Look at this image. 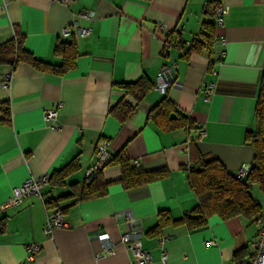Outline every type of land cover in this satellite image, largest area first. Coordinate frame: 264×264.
I'll list each match as a JSON object with an SVG mask.
<instances>
[{"label": "crops", "instance_id": "0c3cea01", "mask_svg": "<svg viewBox=\"0 0 264 264\" xmlns=\"http://www.w3.org/2000/svg\"><path fill=\"white\" fill-rule=\"evenodd\" d=\"M210 1L75 0L65 6L52 0H0V46L18 31L27 52L57 67L42 71L24 62L14 69L0 67V105L11 108L10 123L0 111V215L7 219L0 235V264H30L26 245L33 243L41 246L35 264H131L133 257L120 243L132 229L120 215L127 211L139 222L142 247L153 258L148 264H164L163 249L167 264H234L235 254L243 249L252 263L256 222L214 214L202 227L192 229L180 221L198 205L189 183L191 146L206 160L217 159L236 174L251 166L255 156L245 140L258 128L264 0H222L229 9L222 30L225 45L218 40L221 30L209 10ZM85 10L95 12V19L85 22L91 34L64 38L62 30ZM205 24L215 25L214 46L186 56L188 42L200 37ZM177 34L184 49L172 47L164 55L165 39ZM60 42L73 43L77 52L73 67L65 72H60L64 60L56 53ZM171 67L175 76L163 94L156 89V80ZM10 72L11 80L4 84ZM141 79L153 88L122 123L111 109L123 99L136 104L123 85ZM165 97L194 122L193 129L164 131L148 119ZM54 109L59 112L57 120L46 123V112ZM103 140L116 155L124 151L133 166L147 172L163 170L165 175L127 189L120 182V166L113 164L102 172L109 184L107 195L78 202L67 198L60 208L48 209L46 201L70 195L73 184L85 181ZM72 162L76 171L64 185L48 184L42 196L3 208L14 187L30 177L52 175ZM252 191L264 213V196L256 185ZM60 209L65 210L67 225L48 236L47 212ZM161 211H167L170 220L157 231ZM105 232L116 244L115 254L98 258L102 244L97 236ZM161 238L166 240L163 246Z\"/></svg>", "mask_w": 264, "mask_h": 264}, {"label": "trees", "instance_id": "16d2710c", "mask_svg": "<svg viewBox=\"0 0 264 264\" xmlns=\"http://www.w3.org/2000/svg\"><path fill=\"white\" fill-rule=\"evenodd\" d=\"M205 31L196 36L184 53L186 56L205 50H211L216 41V28L214 24H205ZM185 42L181 36L169 35L164 42V55L172 47L184 49ZM56 53L62 57L64 62L60 72L71 69L74 65V59L77 56L76 48L73 43L60 42L57 45ZM28 63L37 70L47 71L55 70L57 67L49 65L35 58L31 53L24 49V36L20 32L15 33L13 40L0 46V67L11 66L13 69L19 63ZM123 87L127 93L134 97L136 104H131L126 99L121 100L111 109V113L125 123L136 111L139 103L145 98L147 93L153 88V85L145 79L134 83L124 84ZM0 111L5 115V122H11V108L9 104H1ZM255 116L257 121V131L246 134V142L255 150V156L250 171L243 179L238 177V173L228 171L225 166L217 159L206 160L196 148L191 146V167L189 171V183L198 198L197 207L189 214H186L180 221L187 224L190 228H200L209 216L218 215L223 219L244 216L257 222L263 215V207L253 195V186H257L264 196V71L260 80L259 95L257 99ZM148 119L153 121L160 129L164 131H175L186 129L190 131L194 127V122L182 114L176 105L165 97L159 104L154 106L149 112ZM116 164L120 166L122 175L120 182L125 188H131L141 184L150 183L162 178L165 171L158 170L147 172L138 166H133L130 159L124 151L118 155L112 154L107 162V167ZM76 164H71L54 172L51 175L49 184L60 186L66 183V179L74 171ZM108 183L102 178V172L93 180L89 181L86 176L82 184H73V191L70 195L46 201L48 209L60 208L61 201L67 198H74L76 202L100 198L108 193ZM62 213L64 209H60ZM170 220L167 211L159 213V221L156 230L166 225ZM7 228V219L0 215V235ZM247 252L243 249L234 256V264H251L247 260Z\"/></svg>", "mask_w": 264, "mask_h": 264}, {"label": "built area", "instance_id": "2783aa9c", "mask_svg": "<svg viewBox=\"0 0 264 264\" xmlns=\"http://www.w3.org/2000/svg\"><path fill=\"white\" fill-rule=\"evenodd\" d=\"M54 2L62 3L65 6H69L75 0H52ZM209 10L214 18V22L221 32L218 34V40L225 45L227 43V37L222 32L225 27V17L229 12L228 7L223 3L222 0H211L209 4ZM95 19L94 10H85L80 12L73 23L70 26H67L62 30V36L64 38H69L72 35L77 36L79 39L88 37L91 34V28L85 25V22L92 21ZM196 40V37L193 38ZM189 41L188 44H191L192 41ZM225 52L222 51L221 55L224 56ZM172 75H174L173 68L164 69L156 80V89L159 92L165 94L168 89L172 86ZM12 77V72L5 76L4 84L9 82ZM214 86L211 85L208 87V91L211 93ZM58 109H54L46 112L44 120L46 123H52L57 120ZM56 126L51 125L50 128L54 129ZM201 137L205 135V131L202 129L200 131ZM112 150L110 149V143L107 140H103L98 144L97 147V160L95 164L89 168L87 171V178L89 181L93 180L99 173L107 167V162L112 157ZM250 171V165L243 166L238 172V177L243 179L247 176ZM51 175L44 174L40 177H30L26 179L20 186L13 188L11 197L8 199L7 203L3 207L9 208L13 206L20 205L24 200L30 196L37 195L42 196V190L49 184ZM126 221L131 224L132 229L129 233L123 234L120 239V243L125 246L127 251L133 257L131 264H148L153 261L152 256L146 252L142 247L141 237L142 232L139 226L137 218L131 211L123 212L120 214ZM258 233L257 239L254 244V256L252 258L251 264H264V215L256 222ZM67 225L65 220V215L62 212H47V220L44 228L45 233L50 236L53 231L57 228H63ZM98 240L102 244V254L97 255L98 258L108 254H115V242L111 239L108 233H101L97 236ZM161 245L165 244V239L161 238ZM214 242H208V245H214ZM27 251V260L30 264H35L41 252V246L37 243L26 245ZM161 260L164 264H167V253L163 249L161 254Z\"/></svg>", "mask_w": 264, "mask_h": 264}, {"label": "rangeland", "instance_id": "374dc122", "mask_svg": "<svg viewBox=\"0 0 264 264\" xmlns=\"http://www.w3.org/2000/svg\"><path fill=\"white\" fill-rule=\"evenodd\" d=\"M260 200H261V198H260ZM262 201V200H261ZM264 204V203H263Z\"/></svg>", "mask_w": 264, "mask_h": 264}]
</instances>
